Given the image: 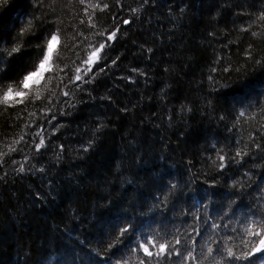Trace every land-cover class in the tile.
<instances>
[{"label":"trees","instance_id":"trees-1","mask_svg":"<svg viewBox=\"0 0 264 264\" xmlns=\"http://www.w3.org/2000/svg\"><path fill=\"white\" fill-rule=\"evenodd\" d=\"M0 45V264H226L259 239L264 0H7Z\"/></svg>","mask_w":264,"mask_h":264},{"label":"snow or ice","instance_id":"snow-or-ice-1","mask_svg":"<svg viewBox=\"0 0 264 264\" xmlns=\"http://www.w3.org/2000/svg\"><path fill=\"white\" fill-rule=\"evenodd\" d=\"M0 4H7V0H0ZM21 23H24L23 19L21 20ZM125 24L128 23L127 20L124 21ZM115 33H112V35L108 36V40H112L115 37ZM58 36L55 34H50L49 37H47L46 39V44L44 46V51H43V55L42 58L39 60V63L36 67V69L34 71H29L27 74H25L22 78V80L20 81V83L22 84L24 89H28L30 87V85H32L33 83H39V81L44 77L45 72L50 70V65L53 59V54L55 52L56 46L58 44ZM2 46V45H0ZM110 46V45H108ZM106 45L101 43L99 45V49H103L105 48ZM99 49H97V51H99ZM20 47H14L13 48V53L16 52H20ZM97 51H93L91 53V56L88 58L87 63H92L93 59L97 56ZM112 63H115V60H113ZM7 70V63L5 61H0V72H4ZM91 69H89L90 71ZM77 75L75 76V79L77 81H81L82 77L79 75V71L80 69H77ZM101 71H103V69H101ZM13 92L14 89L12 87L11 84H9L7 86V91L5 92V96L4 99L8 100L10 98H13ZM25 93L21 92V91H16L15 92V97H22L24 96ZM65 95H67V93H65ZM44 145V140L41 139L39 145H37V148L39 149L41 146ZM237 155H239V153H237ZM221 161H223L224 157L221 156L220 157ZM225 167V165L222 163L221 164V168L223 169ZM20 172L24 171L23 166L21 165ZM128 227L129 226H125L122 229L121 234H123L124 232L128 231ZM249 236H255L258 237L259 239L256 240L255 242H253L251 239H249L246 243H245V247L247 248V251H244L241 255L237 256L235 255V253L232 251L231 248L227 249V257L228 258H232L227 260L226 264H236V261L241 260V259H245L247 260L248 264H256V260H261L264 261V231H253L252 229H249L248 232ZM177 244L180 243L179 240L176 241ZM249 245H251L249 247ZM165 250V245L161 244L160 245V251L163 252ZM143 251L145 253H147L149 256L152 255L151 252H149L147 247H143ZM208 253H213V248L209 247L207 249ZM217 252L220 251V245H217ZM193 253L192 252H188V256H192ZM201 255H203V252H201Z\"/></svg>","mask_w":264,"mask_h":264},{"label":"water","instance_id":"water-1","mask_svg":"<svg viewBox=\"0 0 264 264\" xmlns=\"http://www.w3.org/2000/svg\"><path fill=\"white\" fill-rule=\"evenodd\" d=\"M96 58V57H95Z\"/></svg>","mask_w":264,"mask_h":264}]
</instances>
